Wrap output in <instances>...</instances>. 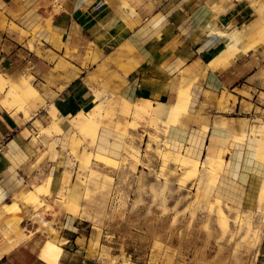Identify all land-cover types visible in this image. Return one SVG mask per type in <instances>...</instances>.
Masks as SVG:
<instances>
[{
	"label": "crops",
	"instance_id": "crops-1",
	"mask_svg": "<svg viewBox=\"0 0 264 264\" xmlns=\"http://www.w3.org/2000/svg\"><path fill=\"white\" fill-rule=\"evenodd\" d=\"M211 4L218 9V0H211ZM56 8L61 10L57 12ZM252 15L250 5L238 1L232 9L224 7L216 13L201 0H0V75L4 82H16L30 73L45 86V78L55 64L44 57L63 56L65 47L83 43L92 48V54H87L98 57L94 71L105 66L115 78L113 84L119 100L125 98L140 105L150 101L153 106H165L177 100L179 89L189 88L195 114L208 111L204 116L212 117L209 133L204 134L209 141L213 136L227 137L232 130L239 133L240 121L250 125L246 144L228 145L227 179L222 196L233 198L230 194L234 192V181L242 176V181L248 183L243 185L247 187L243 208H254L257 191L260 185L264 186V162L257 159L264 151V115L249 105L253 104L251 97L255 93L264 94V58L260 49H254L247 54L237 53L226 61L218 60L225 46L210 33L213 26L223 31L231 26L241 27L252 21ZM34 39L43 58L26 47ZM61 44L65 47L59 50L56 45ZM50 89L56 97L50 100L39 92L29 104V120L22 111H17L18 107L6 109L0 105V207L37 184V193L28 198L23 195L21 201L40 199L43 206L37 205L35 209L48 215L49 221L54 218L60 223L56 228L61 232L59 240L64 241L62 253L55 259L46 257L43 253L48 239L31 222L30 230L34 233L30 240L0 259V264H20L30 249H35L32 264H106L95 257L103 247L113 249L120 257L118 264H124L123 256L129 261L132 255L139 254L136 246L144 231L137 225L120 226L95 219L94 215L83 218L85 201L69 194L63 199L60 192L76 146L80 152L117 158L124 152L126 138L118 133H105L100 120L87 130L73 122L80 112L90 113L94 107L93 93L85 77L66 84L63 76ZM224 94L234 99L222 111L216 99ZM3 96L0 93V101ZM53 119L67 123L59 125L62 131L53 128L52 136H42L35 123ZM223 120L229 122L228 128L220 126ZM253 127L262 128V132L252 136ZM90 131L94 134L88 137ZM202 135L201 125L187 117L168 131L169 143L175 149L185 146L184 149L197 151L201 142L193 146L192 136ZM42 191L45 193L40 196ZM249 193L252 202H248ZM47 206L52 211H47ZM21 211L18 204L15 215ZM255 264H264V236Z\"/></svg>",
	"mask_w": 264,
	"mask_h": 264
},
{
	"label": "rangeland",
	"instance_id": "rangeland-1",
	"mask_svg": "<svg viewBox=\"0 0 264 264\" xmlns=\"http://www.w3.org/2000/svg\"><path fill=\"white\" fill-rule=\"evenodd\" d=\"M201 1L211 6L217 13V10L219 11V9H223L224 7L232 9L234 2L237 0H218V9L211 4V0ZM238 2L248 3L253 14L258 17L264 16V0H238ZM60 10V8H56L57 12ZM252 16L251 20L255 18V16ZM233 27L231 26L230 28L232 29ZM241 27L238 28L241 29ZM12 31L13 29L10 33ZM262 36L264 37V34ZM27 37L28 35H25V38ZM263 37L261 38L264 39ZM19 41L23 42L22 39H19ZM26 47L39 57H44L42 55L43 52L35 46V39ZM56 47L61 50L65 45H56ZM65 48L66 52L63 56L53 55L51 57H44L46 61L55 64L54 69L50 70L49 76L45 78V86L38 83L36 78L30 73L23 75V78L30 81L37 88L38 92L42 91L46 97L52 100L56 97V94L50 88L58 85L62 81L63 76L66 84L71 83L76 78L85 77L93 93V110L96 113V120L101 121L105 133H118L127 140L125 139L124 141V153L120 157L113 158L108 156L102 162L93 160L94 155L97 153H88L86 150L80 152L76 146L72 150L73 159L69 160L67 168L65 169V184L60 192L61 197L66 199L69 194L70 197L75 196L78 201H85L83 218L90 219L91 215H94L95 219H105L109 223H118L120 226L133 227L137 225L140 231H144L141 232L144 236L138 240L140 242L136 246L139 254L132 255L129 261L123 256L124 264H243L245 262L243 245L239 244V247L232 249L228 253V240L229 234L234 228V213L236 214L238 209L244 210L242 203L244 197L247 196V187L244 188V186H248L247 181L244 183L242 176L238 179L240 184H238V180L234 181L235 186L239 188V192L234 186L232 189L234 191L232 192L233 195L230 194L233 198L225 199L222 195L224 194L223 187L226 185L224 181L227 179L226 154L229 151L228 145L234 142L240 145L246 144L247 139H249L247 129L250 128V125L240 121L241 130L239 133L232 130L227 137L213 136L209 141L206 135L209 133L212 117L204 116V113L209 114L208 111H201L202 113L195 114V105L191 104V97L188 92V95L184 97V107H182L178 123L180 119L187 117L189 121L201 125L203 135L201 137L192 136L193 146L196 142H201L200 145L196 146L197 151L184 149V146H181L180 149H175L169 143L170 141L168 139V131L174 123L172 124L171 121H167V126V123L159 120L156 115L138 116V113L135 111L136 106L143 107L145 105L132 103L125 98L119 100L116 96V87L113 84L115 78L111 77L107 68L105 66L98 67L94 71L96 67L94 68L93 65L96 64L98 57L95 54L94 56L89 55L92 50L90 45L80 43L74 47L67 46ZM254 49H260L261 57L264 58V40L258 43ZM83 70L86 71L85 75H82ZM17 82H11L9 80L10 84H16ZM63 89V86L59 88L61 91ZM187 89L180 90L181 92L178 95H181L182 92L186 93ZM103 98L104 101L101 102ZM231 99H234V97L230 95L226 97L225 94L220 99H216L218 109L222 111L228 109L229 100ZM251 100L254 105L250 104L249 107L256 108L260 114L263 113L264 115V94L258 95V93H255L251 97ZM22 104V102L16 103L15 107H18V110L21 111L23 110ZM155 107L161 111L163 105L158 104ZM22 112L25 114L27 120L31 118L30 109L28 113ZM64 121L60 122L53 119L48 120L44 124L37 122L35 126L41 131L42 136H52L53 127L51 126L53 123L59 122L60 125L65 123ZM73 122L75 123L76 119ZM214 125L217 126V123L215 122ZM220 126L228 128L230 124L228 121L223 120ZM80 132L83 133L82 130ZM258 132L261 133L262 128L253 127L251 134L252 136H256ZM93 134L91 131L88 137H91ZM215 138H217V141L214 140ZM211 142H215L216 145V159L214 158L216 164L214 162V173L211 179H207L203 184L200 176H187L185 171L175 166L174 163L167 165L163 163L164 155L169 153L168 148L175 152H180L184 156H195V158H198L202 162L207 154L206 147L211 145ZM131 151L133 153L136 151V158L129 156V152ZM260 154L258 158L261 156V162H264V156H262L264 155V151ZM87 159H91L89 167H86ZM183 178H186L187 181L185 183L186 185L181 186L179 180ZM213 178L217 181H211ZM45 184L43 183L42 185ZM49 185L50 183H48ZM238 185L244 186L241 188ZM37 186L35 184L32 189H24L20 194L28 198L34 193H37ZM251 188L249 191H252L253 188ZM262 188L263 186L259 187V192L257 191L258 195ZM255 190H257L256 187ZM43 193L45 192H40V196ZM248 196H250L248 202H252V194L250 195L249 193ZM216 199L222 201L221 204L225 212L223 216H219L213 211V207H217ZM14 201L16 200L14 199L10 203ZM18 204L22 210L21 214H14V218H10L9 215L5 217L1 216L0 230L8 222L18 221L20 228L25 227L27 233L31 235L33 234V230L29 229V224L32 222L38 227L37 231L39 233L48 237V234L43 231L41 224L35 218L36 215H39L42 219L49 221L50 217L48 215H42L35 209L37 205L43 206L41 200L33 201L27 199L25 201H18ZM230 205L232 206L230 207ZM256 207L257 204L254 208ZM46 209L47 211H52L50 206H47ZM51 222L57 228L60 226V223L56 222L54 218ZM60 233L59 230V235ZM12 235L14 234L12 233L9 236ZM3 240L4 237L0 234V259L9 254L8 252L2 251L4 247ZM26 251L20 264L33 263L35 249ZM95 257L99 258L100 263L104 262L106 264H118L120 259L116 255V252L109 247H103L100 253H95ZM241 257L243 263L240 261ZM246 259L248 258L246 257ZM253 260L254 257L251 261Z\"/></svg>",
	"mask_w": 264,
	"mask_h": 264
},
{
	"label": "bare ground",
	"instance_id": "bare-ground-1",
	"mask_svg": "<svg viewBox=\"0 0 264 264\" xmlns=\"http://www.w3.org/2000/svg\"><path fill=\"white\" fill-rule=\"evenodd\" d=\"M253 16H255V18L251 21V23L243 25L241 27V29L233 27L232 29H230L228 31H223V30L216 28L215 26L212 27V29L210 31L211 35L215 36L219 40H221L225 46L223 51L221 52L220 56L218 57V60L220 58H224V60L226 61L228 59L233 58L237 53H240V52H244L247 54L248 52L254 50L256 45H258V43H260L261 41L264 40L261 38V37H263L262 35L264 34V16L258 17L255 14H253ZM1 75H0V93H2L4 96H3V99L0 101V105L6 109H12V108H15L16 103L22 102L23 106L22 105L21 106H22L23 110H21V111L28 113V111L30 109L29 103L34 98H36L37 95L39 94L37 89L32 85V83L30 81H28L27 79H25L23 77L18 79V82L16 84H10L9 82H4L5 80L2 78ZM188 89L186 90L187 91L186 93L182 92L183 95H182V93H181V95H178L179 97L177 98V100L174 103H172L168 106H163L161 111L157 107H154L150 101H145V106H143V107H139V106L137 107L136 106L135 111L138 113V116L139 115H156L159 118V120H161L162 122L167 123V121H171L172 124L173 123L177 124L179 121L181 111H182V107H184V97L187 96L188 92H189ZM179 92H181L180 89H179ZM102 101H104V98L101 100V102ZM125 103L128 104L127 102H125ZM90 106H91V104H90ZM17 111H19V110H17ZM95 116H96L95 110H93L90 113L80 112L76 117V123L78 124V126L82 127L83 129H86V130L92 129L97 122ZM132 123H131V125H132ZM163 126H164V124H163ZM167 126H168V123H167ZM51 127H53L54 130L57 129L58 131H59V129H61V128H58L59 127L58 123H53V125ZM157 130H158V128H157ZM165 130H166V128H165ZM201 130H203V129H201ZM61 131H62V129H61ZM158 131H160V130H158ZM167 131H165V132H167ZM204 131H206V130H204ZM90 133H91V131H90ZM185 137H186V135H185ZM160 138H161V136H160ZM214 140L217 141V138H215ZM215 142L214 143L211 142V145H208L206 147V153L207 154L205 155V158H204V160H202V162H200V160L198 158H195V156L194 157H192L190 155H188L189 157L184 156L182 153L175 152V151L168 148L169 153H166L164 155L163 163H164V165L174 163L175 166H178L183 171H185L187 176H200V180L203 184L205 181H207V179H211V176L214 173V171H213L214 162H215L214 158L216 159ZM126 144H127V142H126ZM166 146L169 147L168 145H166ZM127 148L129 149V147H127ZM131 149H133V148H131ZM254 150H256V149H254ZM135 152L134 153L132 151L129 152V154H130L129 156L136 158L137 154H135ZM126 153H127V150H126ZM106 157H108V156L97 153L94 155L93 160L96 162H98V161L102 162V161H105V159H107ZM257 159L259 161H261L260 158L257 157ZM90 161H91V159H87L86 167H89ZM215 164H216V162H215ZM214 180L215 179L213 178V180H211V181H214ZM218 180H219V178H218ZM49 181H50V179L48 180V183H50ZM179 181H180V185L184 186V185H186L185 183H186L187 179L183 178ZM215 181H217V180H215ZM14 199L16 201L9 203V204H5V205L0 207V217L1 216L5 217L6 215H9L10 218H14V214L18 210V201L22 200V194L21 195L17 194ZM256 200H257V207L256 208L250 207V208H245L244 210L238 209L236 214L234 213V215H233L234 216L233 217V227L234 228L231 230V232L229 234L228 253H230L232 251V249L239 247V244H242L243 249H244V252H243L244 256L243 257H244L245 262L243 263L242 257L240 258V261L243 264H255L256 259L259 255V251H260L262 241H263V236H264V186L261 189ZM221 202L222 201L220 199H218L216 201L217 207L216 206L213 207V211L216 214H218L219 216H223L225 213L223 210ZM231 206L232 205H230V207ZM230 209H228V210H230ZM230 212H231V210H230ZM35 218L37 219L39 224H41L43 231H45V233L48 234V237H47L48 241L45 245V250H44L43 254L50 259H55L56 257H59L62 253V247H63L62 244L64 243L63 240H59V238H58L59 237V231L57 230V228L55 227V225L51 221H46V220L42 219L39 215H36ZM19 221H20V219H19ZM12 233L14 235L9 236ZM0 234L4 237V240H3V246L4 247H3L2 251L8 252V253H12V252L18 250L26 242H28L31 238L30 234L27 233V229L25 227L20 228L18 221L17 222L11 221V223L8 222L5 226H3L1 228ZM246 257L248 259H246ZM253 257H254V260L251 261Z\"/></svg>",
	"mask_w": 264,
	"mask_h": 264
},
{
	"label": "built area",
	"instance_id": "built-area-1",
	"mask_svg": "<svg viewBox=\"0 0 264 264\" xmlns=\"http://www.w3.org/2000/svg\"><path fill=\"white\" fill-rule=\"evenodd\" d=\"M2 150V149H1Z\"/></svg>",
	"mask_w": 264,
	"mask_h": 264
}]
</instances>
